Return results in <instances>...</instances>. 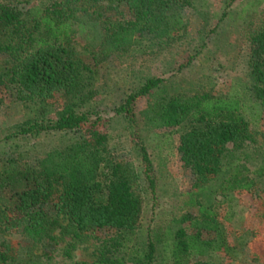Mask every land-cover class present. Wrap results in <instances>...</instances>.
Segmentation results:
<instances>
[{
  "label": "trees",
  "instance_id": "trees-1",
  "mask_svg": "<svg viewBox=\"0 0 264 264\" xmlns=\"http://www.w3.org/2000/svg\"><path fill=\"white\" fill-rule=\"evenodd\" d=\"M194 3L0 0V86H12L16 99L29 104L36 115L0 139V146L12 139L57 136L53 146L35 156L33 165L21 167L13 156L2 160L0 220L5 229L20 228L39 243L69 237L65 247L69 256L97 231L106 230L109 237L94 251V261L83 264H128L129 249L134 264H155L160 242L150 229L144 241H137L144 196L134 184L130 167L114 156L109 134L99 130L102 116L86 106L97 93L92 81L102 54L159 57L187 35V10ZM114 11H126L130 18L113 21L107 14ZM78 34L87 41L80 49L74 40ZM249 43L247 80L234 85L227 96L208 91L164 95L165 79L153 77L114 108L116 115L138 126L137 103L150 96L153 101L143 113L146 123L175 128L180 134L181 160L195 175L185 204L197 208L199 214L186 218L196 229L191 233L186 228L166 232L173 237V264H215L210 258L230 248L213 225L218 223V195L264 193L260 184L264 164L256 166L252 157L256 151L249 149L255 141L251 129L257 127L264 109V24L251 34ZM202 47L204 42L178 70L189 66ZM81 48L89 52L94 64L82 58ZM58 92L68 96V103L58 117L47 118L53 111L48 100ZM85 127L87 132L82 134ZM37 146L31 144V150ZM19 147L11 149L16 152ZM140 149L149 188L156 195L153 161L145 145ZM2 246L0 264H37L31 256L26 261L19 258L12 244L3 242Z\"/></svg>",
  "mask_w": 264,
  "mask_h": 264
},
{
  "label": "rangeland",
  "instance_id": "rangeland-1",
  "mask_svg": "<svg viewBox=\"0 0 264 264\" xmlns=\"http://www.w3.org/2000/svg\"><path fill=\"white\" fill-rule=\"evenodd\" d=\"M48 1L35 0L37 4ZM108 15L113 21L130 18L126 11L108 12ZM186 21L189 26L187 35L159 57L102 54L98 73L92 81V89L97 93L86 106L102 116L99 130L109 134V146L114 156L130 167L134 184L144 196L137 241H144L150 229L154 240L160 242L155 264H173V237H167V231L176 232L186 228L191 233L196 230L186 218L197 216L198 209L185 204L186 194L193 190L195 175L181 160L178 151L180 134L175 133V128H156L146 123L143 113L153 101L152 97H144L137 103L138 126L116 115L114 108L134 89L153 77L165 79L164 95H192L203 91L221 96L233 93L234 85L247 80L249 39L264 24V0H195L194 6L187 10ZM74 40L80 44L79 49L87 43L80 34ZM203 42L200 54L189 66L179 71L178 66ZM96 50L100 52L99 48H93V51ZM81 51L82 58L94 64L89 52L82 48ZM68 100L64 92L50 97L48 101L53 111L47 118L58 117ZM0 102V139L36 117L29 104L16 99L12 86H0ZM260 116L257 127L251 129L255 141L249 144L250 151H256L252 155L256 166L264 164V109ZM87 129L85 127L81 133L86 134ZM55 139L57 136H42L29 140L12 139L9 145L2 143L0 169L2 160L12 156L18 158L21 167L33 165L35 156L53 146ZM17 144L20 147L13 152L11 147ZM31 144L38 146L32 151ZM142 144L147 147L155 168L156 195L149 188L145 175L140 149ZM249 166L254 169L252 162ZM260 184L263 188L264 178ZM217 213L218 223L213 225L227 239L230 248L214 254L210 259L215 264H264V193L260 196L248 191L218 195ZM200 225L203 226V223ZM59 232L56 231L57 234ZM108 237L106 230L97 231L69 256L65 253L69 237L59 239L57 243H49V240L39 243L27 238L20 228L5 229L0 220V250L4 248L3 242L10 243L19 258L26 261L31 256L37 264L91 263L95 259L94 251ZM131 250L127 251L128 264H134L130 260L133 254ZM197 259L195 257L194 261Z\"/></svg>",
  "mask_w": 264,
  "mask_h": 264
}]
</instances>
